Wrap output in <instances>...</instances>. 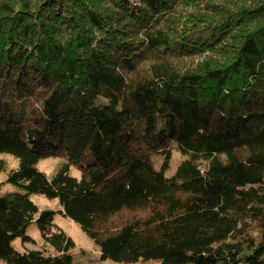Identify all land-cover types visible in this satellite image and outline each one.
<instances>
[{
  "label": "trees",
  "instance_id": "1",
  "mask_svg": "<svg viewBox=\"0 0 264 264\" xmlns=\"http://www.w3.org/2000/svg\"><path fill=\"white\" fill-rule=\"evenodd\" d=\"M4 155L0 264H264V0H0Z\"/></svg>",
  "mask_w": 264,
  "mask_h": 264
},
{
  "label": "rangeland",
  "instance_id": "2",
  "mask_svg": "<svg viewBox=\"0 0 264 264\" xmlns=\"http://www.w3.org/2000/svg\"><path fill=\"white\" fill-rule=\"evenodd\" d=\"M8 159L10 162L7 169L0 170V181L4 178L5 174L8 172L10 167H13L17 164V159L11 155H4L2 159ZM59 158H47L40 160L36 167L44 172L47 176H51L52 172L55 169V165L58 162ZM178 159H174L171 163V167L168 170V175L173 174L176 169ZM155 165L158 168L161 165V161L155 159ZM68 175H80V171L73 167L70 169ZM5 189L13 190L14 187L10 184L5 185ZM32 200L39 206L40 209H59V201L57 198H48L42 194L32 195ZM55 224L62 228L66 233H68L74 243L75 247L73 250V260L75 264H120L109 260V258L98 250L94 242L88 237L80 228L78 224L73 222L71 219L62 216L60 213L55 215ZM26 235L29 236L30 240H23L22 237H17L11 243L12 247L18 252H26L28 250H40L41 249V234L37 222L30 224L26 229ZM4 264V263H1ZM139 264H161L156 261H150L146 263Z\"/></svg>",
  "mask_w": 264,
  "mask_h": 264
}]
</instances>
